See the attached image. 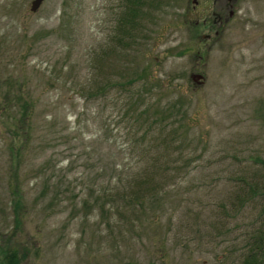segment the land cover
<instances>
[{
  "label": "rangeland",
  "instance_id": "rangeland-1",
  "mask_svg": "<svg viewBox=\"0 0 264 264\" xmlns=\"http://www.w3.org/2000/svg\"><path fill=\"white\" fill-rule=\"evenodd\" d=\"M31 1L0 0V264H242L264 0Z\"/></svg>",
  "mask_w": 264,
  "mask_h": 264
},
{
  "label": "trees",
  "instance_id": "trees-1",
  "mask_svg": "<svg viewBox=\"0 0 264 264\" xmlns=\"http://www.w3.org/2000/svg\"><path fill=\"white\" fill-rule=\"evenodd\" d=\"M135 121H139V118H137ZM256 187L257 186L254 183L249 185L250 191H255ZM258 190L262 194V201L260 205L261 210L259 213L260 217L258 224L253 225L250 233V239H248L247 243L245 244L248 249L242 264H264V183ZM14 256L15 255L11 254L9 256L10 260L7 262H15Z\"/></svg>",
  "mask_w": 264,
  "mask_h": 264
},
{
  "label": "water",
  "instance_id": "water-1",
  "mask_svg": "<svg viewBox=\"0 0 264 264\" xmlns=\"http://www.w3.org/2000/svg\"><path fill=\"white\" fill-rule=\"evenodd\" d=\"M43 0H32L31 1V6H30V8L32 9V10H36L39 6H40V4H41V2H42ZM201 77H203V75L201 74V73H191V78L195 81V80H197V79H199V78H201Z\"/></svg>",
  "mask_w": 264,
  "mask_h": 264
},
{
  "label": "flooded vegetation",
  "instance_id": "flooded-vegetation-1",
  "mask_svg": "<svg viewBox=\"0 0 264 264\" xmlns=\"http://www.w3.org/2000/svg\"><path fill=\"white\" fill-rule=\"evenodd\" d=\"M214 2H221V0H213ZM231 1H234V0H228V6L229 5H231ZM194 2H197L196 0H194ZM230 11L228 12V15L229 16H231V14L233 13V11H232V9H229ZM215 19L216 20H218L220 23H221V21L222 20H224L223 19V15L222 14H220V13H218L217 15H216V17H215ZM214 21V20H213ZM204 23L206 22V19H204V21H203ZM196 73V72H195ZM202 78H204V76L202 77ZM203 79H200V81H202Z\"/></svg>",
  "mask_w": 264,
  "mask_h": 264
}]
</instances>
